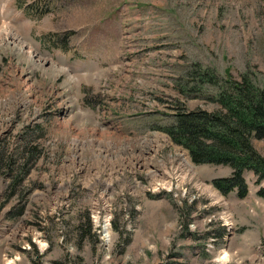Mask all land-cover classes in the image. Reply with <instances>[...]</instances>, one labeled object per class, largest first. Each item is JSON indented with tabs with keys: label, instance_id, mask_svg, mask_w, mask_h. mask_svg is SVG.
Returning <instances> with one entry per match:
<instances>
[{
	"label": "rangeland",
	"instance_id": "374dc122",
	"mask_svg": "<svg viewBox=\"0 0 264 264\" xmlns=\"http://www.w3.org/2000/svg\"><path fill=\"white\" fill-rule=\"evenodd\" d=\"M196 64L263 86L264 0H0V264H264V182L162 131Z\"/></svg>",
	"mask_w": 264,
	"mask_h": 264
},
{
	"label": "trees",
	"instance_id": "16d2710c",
	"mask_svg": "<svg viewBox=\"0 0 264 264\" xmlns=\"http://www.w3.org/2000/svg\"><path fill=\"white\" fill-rule=\"evenodd\" d=\"M187 79V84L179 90L181 95L204 98L218 109L179 111L162 131L189 151L194 164L230 167L232 174L214 179L212 185L225 197L236 192L240 199H245L249 195L246 173L255 176L256 184L264 182V157L252 143L253 139L264 141V84L256 86L247 75L240 81L229 77L221 82L215 70L199 64L195 72L187 73ZM190 83L194 84L191 88ZM206 86L215 88L216 92L204 94ZM12 163L14 166L13 161L7 163L9 168ZM15 178L14 186L19 177ZM257 196L264 200V186L259 188Z\"/></svg>",
	"mask_w": 264,
	"mask_h": 264
},
{
	"label": "crops",
	"instance_id": "0c3cea01",
	"mask_svg": "<svg viewBox=\"0 0 264 264\" xmlns=\"http://www.w3.org/2000/svg\"><path fill=\"white\" fill-rule=\"evenodd\" d=\"M252 237H254L253 240H251V241L253 242V244H254V243L256 244V243L259 242V240H258V239H259V238H258L259 236H255V235H253ZM246 244L248 245V243H246Z\"/></svg>",
	"mask_w": 264,
	"mask_h": 264
},
{
	"label": "bare ground",
	"instance_id": "6f19581e",
	"mask_svg": "<svg viewBox=\"0 0 264 264\" xmlns=\"http://www.w3.org/2000/svg\"><path fill=\"white\" fill-rule=\"evenodd\" d=\"M17 47V45L15 44V46H14V48H16ZM24 46H21V48H20V50L21 51H24V48H23ZM17 49V48H16ZM169 184V183H168ZM167 185V184H166ZM213 242H215V241H213Z\"/></svg>",
	"mask_w": 264,
	"mask_h": 264
},
{
	"label": "built area",
	"instance_id": "2783aa9c",
	"mask_svg": "<svg viewBox=\"0 0 264 264\" xmlns=\"http://www.w3.org/2000/svg\"><path fill=\"white\" fill-rule=\"evenodd\" d=\"M166 191H167V192H171V191H169V189H167ZM160 192H163V191H160ZM207 251L210 252V251L208 250V248H207ZM215 264H225V263H215Z\"/></svg>",
	"mask_w": 264,
	"mask_h": 264
}]
</instances>
